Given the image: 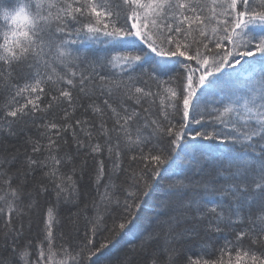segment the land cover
I'll list each match as a JSON object with an SVG mask.
<instances>
[{"label": "snow or ice", "instance_id": "snow-or-ice-1", "mask_svg": "<svg viewBox=\"0 0 264 264\" xmlns=\"http://www.w3.org/2000/svg\"><path fill=\"white\" fill-rule=\"evenodd\" d=\"M0 264H264V0L0 3Z\"/></svg>", "mask_w": 264, "mask_h": 264}, {"label": "trees", "instance_id": "trees-1", "mask_svg": "<svg viewBox=\"0 0 264 264\" xmlns=\"http://www.w3.org/2000/svg\"><path fill=\"white\" fill-rule=\"evenodd\" d=\"M12 2H13V0H0V3H3V4H5V5H8V4L12 3ZM129 239H130V237H129ZM188 255H191L193 259H196L197 256H198L197 250H196V249H191V250L188 252ZM204 258L207 259V258H209V257H204ZM216 258H218V254H217V256H213V257H211V259H216Z\"/></svg>", "mask_w": 264, "mask_h": 264}]
</instances>
